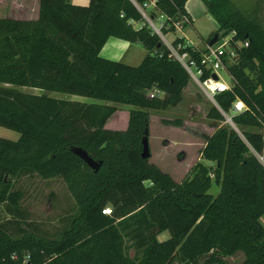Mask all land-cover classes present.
I'll use <instances>...</instances> for the list:
<instances>
[{"label":"trees","instance_id":"obj_1","mask_svg":"<svg viewBox=\"0 0 264 264\" xmlns=\"http://www.w3.org/2000/svg\"><path fill=\"white\" fill-rule=\"evenodd\" d=\"M145 1L39 0L35 20L0 18V127L19 134L17 141L0 138V203L21 214L23 192L12 190V181L35 176L61 179L76 205L57 238H12L0 226V264H227L237 253L243 255L239 264H264V168L254 155L264 138V26L231 0H201L218 25L207 43L234 32L229 46L236 54L225 63L230 89L215 96L222 112L213 106L207 118L224 121L236 102L245 109L230 116L240 134L221 126L206 137L200 158L209 166L197 162L176 183L141 158L142 140L149 134L148 111L176 105L190 79L136 7ZM186 1L154 0V10L170 24L164 34L187 16ZM111 37L145 49L140 64L100 57ZM185 50L193 58L203 51ZM151 91L158 95L150 97ZM119 104L137 109L129 111L125 130L107 129ZM73 148L100 163L98 171ZM213 184L216 196L209 194ZM163 232L169 237L159 241Z\"/></svg>","mask_w":264,"mask_h":264},{"label":"rangeland","instance_id":"obj_2","mask_svg":"<svg viewBox=\"0 0 264 264\" xmlns=\"http://www.w3.org/2000/svg\"><path fill=\"white\" fill-rule=\"evenodd\" d=\"M238 8L249 16L256 19L264 26V0H231ZM87 5L88 0H75V4ZM7 6H0V11H4ZM151 12V8L147 9ZM179 20V19H178ZM154 23L159 26L163 19L157 15L154 18ZM198 28L204 37H210L215 34L217 28L211 19L204 15L197 22ZM140 23H137V26ZM182 30V29H181ZM169 32L166 38L171 41L175 37L181 38L185 34L189 37L191 43H196V48L202 50L208 44L203 42L197 36L189 25L185 31ZM205 39V38H204ZM185 43V41H184ZM240 45V43L238 44ZM191 46V45H189ZM193 46V45H192ZM218 44L215 43L214 47ZM194 47V46H193ZM195 48V47H194ZM128 62L127 60H125ZM138 65V64H137ZM135 65V66H137ZM225 83L230 85L232 82L229 76L218 71ZM22 92L39 94L41 91L28 88H19ZM155 94L154 91H151ZM51 97L56 99H71L83 103H98L97 100L79 96H69L61 93H50ZM159 97H162L160 95ZM214 106L192 81L188 87L182 92L178 103L166 110L148 111L149 114V150L151 157L149 162L156 165L161 171L171 174L176 181H181L184 172L187 171L189 165L191 168L201 162L205 166L209 163L199 159L200 151L205 145V138L212 136L215 131L221 126H228L235 129L239 134L240 131L228 121L234 113L230 110L228 114H224V121L217 122L207 118V113ZM117 112L109 119L106 128L113 130H125L128 121V114L131 109H137L133 106L116 105ZM163 120H177L181 122L180 127L165 126ZM0 138L9 139V135H14L16 139L19 134L0 127ZM17 141V140H15ZM214 167V165L212 164ZM184 178V177H183ZM6 182L10 181L8 178ZM12 190H21L23 198L19 202L21 214L13 216L7 211V203H0V226L12 238H19L23 234H35L45 236L46 238H57L58 234L65 229L71 220V217L76 213V205L68 192L64 182L61 179L42 180L35 176H24L12 181ZM219 188L212 185L209 194L216 196ZM106 209H111L108 206ZM261 223L264 224V216L261 218ZM169 237L167 232H163L158 236L159 241H165ZM243 255L239 253L232 259L228 260L227 264H239ZM240 261V262H239ZM172 264H181L176 260ZM197 264H203V259Z\"/></svg>","mask_w":264,"mask_h":264},{"label":"built area","instance_id":"obj_3","mask_svg":"<svg viewBox=\"0 0 264 264\" xmlns=\"http://www.w3.org/2000/svg\"><path fill=\"white\" fill-rule=\"evenodd\" d=\"M135 5L144 17L145 21L147 22L149 29L160 38L162 44L170 52L171 57L187 73L190 81L197 85L201 92L210 101L213 102L214 107L216 109L222 112L217 103L215 102V96L218 93L229 90L232 83L230 85L225 83L219 75L218 71H223L227 74L225 70V63H232L234 58L236 57L235 50L229 46L230 37L234 34V32L227 37L219 38L216 42L218 44L217 47H214V45H207L202 52H199L198 58H193L190 53L185 50V47L189 46V44L184 42H177L176 44H173V40L169 41L166 38V35L163 33L162 29L165 28L166 30H169L170 24H165L167 21V17L164 14L158 13V15L163 19V21L159 23V26L154 23L153 20L157 15L155 14L156 16L153 17L151 16V12L147 11V9L150 8L154 9V0H147L141 4L135 3ZM188 22V17L184 15L178 21L173 22L172 25L174 30H179L181 29V25L183 23ZM238 44V47L242 45L241 43L240 45ZM243 46L246 47L247 43H244ZM212 75H215L217 77V80H214L212 78ZM229 79L231 80V82H233V78L231 76H229ZM154 95L156 96L158 95V93H151L150 97H153ZM244 109L245 106L241 102H236L231 107V111L234 114H239ZM227 120L231 122V117ZM254 155L264 168V143L262 151L259 153L254 152ZM102 213L105 215H110L111 210L105 208L103 209Z\"/></svg>","mask_w":264,"mask_h":264},{"label":"crops","instance_id":"obj_4","mask_svg":"<svg viewBox=\"0 0 264 264\" xmlns=\"http://www.w3.org/2000/svg\"><path fill=\"white\" fill-rule=\"evenodd\" d=\"M71 1L74 3L75 0H71ZM77 3L82 4L80 2H77ZM7 5H8L7 9H5L4 11H0V18L35 20L38 17L39 0H0V6H7ZM184 8L186 10L189 22L183 23L181 25L182 30L181 29H179V30L185 31L186 26L189 25L190 28L194 31V33L197 36H199L202 41L204 40L203 42L208 44L207 39L209 37L206 38L202 35V32L198 28L197 22L200 20V18L202 16L206 15L216 25L215 28L218 29L217 23L211 17V15L207 12L206 7L201 0H187L185 2ZM151 10H154V9H151ZM154 12L156 13V15H158V13H159L155 10H154ZM134 26H135V28H138L139 25L137 26V23H134ZM176 31L179 32L178 30H175L174 32H176ZM177 38H179V37H175L172 40L177 39ZM180 39H183L185 41V43H187L191 46L193 45L196 48L195 45H197V44L191 43V41L189 40V37L187 35H185V34L181 35ZM197 46H199V45H197ZM203 47L204 46H201V48L197 47L196 49L202 50ZM99 55H100V57H102L103 59H106V60H110L113 62H120V63H123V64L128 65V66L136 67L135 65H137V64L139 65L140 62L142 61V59L145 57L146 50L143 49L138 44H132V43H129L127 41H123L121 39L111 37L107 40V42L105 43V45L101 49ZM125 60H127L128 62H126ZM108 122H107L105 127H107ZM0 131H2V130H0ZM0 136H2V135H0ZM8 138L11 139V141L18 140L15 138L14 135H9ZM197 159H198V161H200L199 159H201V158L198 157ZM190 167H191V165H189L187 171L184 172L180 182L176 181L171 174H169V176L174 180V182L181 183L185 179V177L188 175ZM238 254L239 253H237L231 257L226 258L225 259L226 263L228 262V260L232 259L234 256H236ZM242 260H243V256L241 257L240 261L242 262Z\"/></svg>","mask_w":264,"mask_h":264},{"label":"water","instance_id":"obj_5","mask_svg":"<svg viewBox=\"0 0 264 264\" xmlns=\"http://www.w3.org/2000/svg\"><path fill=\"white\" fill-rule=\"evenodd\" d=\"M218 40V36L214 35L211 40L208 43V46H213ZM212 78L214 80H217V77L215 75H212ZM235 130V129H233ZM236 131V130H235ZM263 143H264V138H263ZM72 153L77 156L80 160L83 161V163L90 168L91 170H93L94 172L98 171L99 167H100V163H97L95 161H93L87 154L86 152L81 149V148H73ZM151 154H150V150H149V142H148V137H144V139L142 140V153H141V158L142 159H150Z\"/></svg>","mask_w":264,"mask_h":264}]
</instances>
